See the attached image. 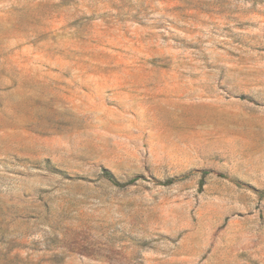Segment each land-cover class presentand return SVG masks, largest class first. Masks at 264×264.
<instances>
[{"label":"rangeland","instance_id":"rangeland-1","mask_svg":"<svg viewBox=\"0 0 264 264\" xmlns=\"http://www.w3.org/2000/svg\"><path fill=\"white\" fill-rule=\"evenodd\" d=\"M0 264H264V0H0Z\"/></svg>","mask_w":264,"mask_h":264},{"label":"trees","instance_id":"trees-1","mask_svg":"<svg viewBox=\"0 0 264 264\" xmlns=\"http://www.w3.org/2000/svg\"><path fill=\"white\" fill-rule=\"evenodd\" d=\"M101 176H103L104 178L108 179L109 181L111 180V182L114 183V184H118L116 179L114 178L113 174L109 170H103ZM134 180H136V178L131 179L129 182H132Z\"/></svg>","mask_w":264,"mask_h":264}]
</instances>
